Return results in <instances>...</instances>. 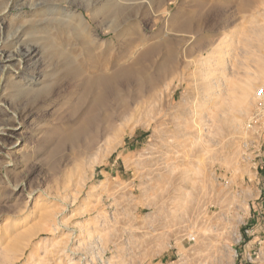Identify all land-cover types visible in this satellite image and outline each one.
<instances>
[{"label": "rangeland", "instance_id": "rangeland-1", "mask_svg": "<svg viewBox=\"0 0 264 264\" xmlns=\"http://www.w3.org/2000/svg\"><path fill=\"white\" fill-rule=\"evenodd\" d=\"M16 1L0 43L41 53L0 81V264H264V0Z\"/></svg>", "mask_w": 264, "mask_h": 264}, {"label": "bare ground", "instance_id": "bare-ground-1", "mask_svg": "<svg viewBox=\"0 0 264 264\" xmlns=\"http://www.w3.org/2000/svg\"><path fill=\"white\" fill-rule=\"evenodd\" d=\"M163 1L164 0H158L157 1L158 7L163 4ZM41 3H43V2H41ZM66 3H67L66 4L67 6L61 7V9L59 10V13H58V16L61 17V23L62 24L66 23V22H68L69 18L73 17L74 19H77L80 23L84 24L85 21H84L83 17L81 16V14L80 13L76 14V8L77 7H75L73 5V2L67 1ZM0 5H1L0 6V34H2L3 22L7 19L8 12L12 9H15V8L17 9V7H19V5L17 4L16 0H7V2H4V3L0 2ZM38 5H40V4H38V3L35 4V7ZM9 38L11 39L10 40L11 44L9 43V45L11 47L10 51L8 49L5 50L6 46L2 47L6 43H0V48H1L0 49V81H1L2 76L4 74H6L8 71H10V72H14V74H18L20 76H24V77L26 76V83H28V84H26V86L27 85H29V86L37 85V80L34 79L33 77H31L30 75H28L26 70H25V69H30L32 67L37 66L36 62L38 61V57H40L39 54L41 53V52L39 53L40 49L38 48L37 42L34 40H31V41L28 40V42H27L26 41L27 39H23L21 36L16 35V33L14 35L8 36L7 40H9ZM24 61L30 62L27 65L28 66L27 68L24 66V64H25ZM98 65L99 64H97L96 61H93L89 65H85V66L83 65L84 67H82V65H81V67L79 69L73 68V69L69 70V72L67 74L68 78L77 79V82H78L77 86L82 91V98L79 101L80 105H83L89 98H91L93 96V88L95 85H103L104 82L106 81L104 72L98 68ZM222 67H224V69L220 70L216 74L217 77H219L221 74H223V72L225 70L228 69L226 64H223L220 67V69ZM214 77H215V75H214ZM208 79L209 78H207V81L210 80V79L209 80ZM222 80H223V77H222V79H220V81L222 82ZM216 82H217V78H216ZM24 89L25 88L23 87L22 90H24ZM4 91H5V89H4ZM238 98H241V101L238 99L240 102H244V101H246L247 97L245 95H242L241 97H238ZM0 106H5V103H3L1 100H0ZM12 116L14 118L16 117L15 115H12Z\"/></svg>", "mask_w": 264, "mask_h": 264}, {"label": "built area", "instance_id": "built-area-1", "mask_svg": "<svg viewBox=\"0 0 264 264\" xmlns=\"http://www.w3.org/2000/svg\"><path fill=\"white\" fill-rule=\"evenodd\" d=\"M255 98L258 101L259 106L263 108L264 107V89L263 88H259L255 92ZM245 233H247V231H245ZM246 259L248 260V262H251V256L248 255Z\"/></svg>", "mask_w": 264, "mask_h": 264}, {"label": "crops", "instance_id": "crops-1", "mask_svg": "<svg viewBox=\"0 0 264 264\" xmlns=\"http://www.w3.org/2000/svg\"><path fill=\"white\" fill-rule=\"evenodd\" d=\"M261 157L263 158V149H262V153H260ZM262 163V165H259L260 169H263V160L260 161ZM263 204H264V201H263Z\"/></svg>", "mask_w": 264, "mask_h": 264}]
</instances>
